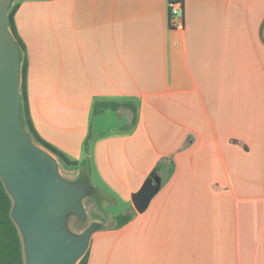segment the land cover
Wrapping results in <instances>:
<instances>
[{
	"label": "crops",
	"instance_id": "1",
	"mask_svg": "<svg viewBox=\"0 0 264 264\" xmlns=\"http://www.w3.org/2000/svg\"><path fill=\"white\" fill-rule=\"evenodd\" d=\"M12 5L37 134L130 210L173 166L144 212L91 236L87 264H264V0Z\"/></svg>",
	"mask_w": 264,
	"mask_h": 264
},
{
	"label": "water",
	"instance_id": "2",
	"mask_svg": "<svg viewBox=\"0 0 264 264\" xmlns=\"http://www.w3.org/2000/svg\"><path fill=\"white\" fill-rule=\"evenodd\" d=\"M13 0H0V179L13 205L10 216L24 246L26 264H76L98 231L90 225L71 233L69 215L86 218L82 199L90 187L71 183L58 173V161L30 140L20 119V49L6 23ZM150 176L131 195L137 213L148 207L160 189Z\"/></svg>",
	"mask_w": 264,
	"mask_h": 264
},
{
	"label": "trees",
	"instance_id": "3",
	"mask_svg": "<svg viewBox=\"0 0 264 264\" xmlns=\"http://www.w3.org/2000/svg\"><path fill=\"white\" fill-rule=\"evenodd\" d=\"M17 9L16 5H12L9 7L6 17V23L9 31L11 32L13 38L15 39L21 53L20 57V95H21V102H20V119L22 122L23 128L26 130L30 140L33 144L38 146L39 148L45 150L55 158L66 168H73L76 169L79 166L84 167L86 163H78L75 160L70 159L60 150L55 148L53 145L49 144L48 142L44 141L35 131L32 121L29 116L28 110V102H27V95H26V69H27V61L25 58V47L21 40L19 39L16 29L14 26L13 17L15 11ZM121 106V104L113 103V102H96L93 105L92 113L93 115H98L105 110H112L115 111ZM134 111V108H132ZM90 139L88 136L87 140L85 141V150L87 151V142ZM163 162H159L158 165L153 170L154 176L157 174H164L162 181L165 182L170 177L173 166L172 164L163 165ZM13 202L10 196L7 194L4 185L0 179V264H25V253H24V246L21 234L11 219L10 212L12 208ZM132 209L128 210V212L123 214H118L114 217L115 229H120L127 225L132 217H133ZM88 263V250L85 254L77 261L76 264H87Z\"/></svg>",
	"mask_w": 264,
	"mask_h": 264
},
{
	"label": "rangeland",
	"instance_id": "4",
	"mask_svg": "<svg viewBox=\"0 0 264 264\" xmlns=\"http://www.w3.org/2000/svg\"><path fill=\"white\" fill-rule=\"evenodd\" d=\"M111 123L112 121L105 126H111ZM86 170L87 167L80 169L66 168L58 161V173L63 179L71 183L80 182L90 187V193L82 199L86 218L81 220L74 215L67 217V227L75 235H80L92 224H97L99 231L114 229V217L118 214L126 213L129 210L127 203L123 199H120V197L118 198L112 195L94 175L89 179ZM112 198H115L116 203ZM132 212L135 213L134 210ZM134 217L135 214H133L132 218ZM93 241H97V239L95 238Z\"/></svg>",
	"mask_w": 264,
	"mask_h": 264
},
{
	"label": "built area",
	"instance_id": "5",
	"mask_svg": "<svg viewBox=\"0 0 264 264\" xmlns=\"http://www.w3.org/2000/svg\"><path fill=\"white\" fill-rule=\"evenodd\" d=\"M168 22L170 28L182 30L183 23L181 20V3L171 1L168 3Z\"/></svg>",
	"mask_w": 264,
	"mask_h": 264
}]
</instances>
